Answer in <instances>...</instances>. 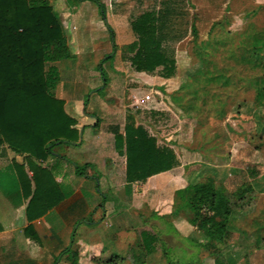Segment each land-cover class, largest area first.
<instances>
[{"label":"crops","instance_id":"obj_1","mask_svg":"<svg viewBox=\"0 0 264 264\" xmlns=\"http://www.w3.org/2000/svg\"><path fill=\"white\" fill-rule=\"evenodd\" d=\"M99 1L104 6V16L92 0H49L70 41L96 48L103 57L108 54L104 57L107 61L99 64L104 84L103 89L92 90L91 101L84 105L75 94L77 83L72 86L63 80L67 72L76 77L80 64L68 58L56 62L60 78L53 92L76 120L73 127L79 132L78 141L55 144L43 159L29 158L27 153L15 152L0 143V264H83L102 254L108 255L104 264L119 260L128 264L144 260L152 263L159 238L153 228L134 226L140 222L142 211L173 203L174 192L194 183L195 175L212 176L228 188L229 177H237L243 161L247 162L248 154L242 153L238 144L241 140L231 120L232 105H226L223 117L206 121L188 114L179 120L174 133L165 135L152 132L153 126L160 129L157 123L138 120L141 112L131 99L136 88L127 80L135 69L130 62L128 68L122 62L115 66L121 50H110L111 43L123 47L136 41L130 20L132 7L126 0ZM254 97L255 94L246 99L247 107H255ZM129 116L135 126H143L156 138L157 147L175 152L177 166L144 180H127L125 144L119 152L115 133L124 135L122 129ZM31 164L49 171L45 182L54 195L46 203L59 195L64 197L41 215L29 217L27 208L35 190ZM76 165L84 166L81 174H77ZM249 169L251 172L252 166ZM246 182L248 189L252 184ZM103 197L105 202L98 207ZM90 217L100 222L98 226L80 228L79 222ZM172 223L183 238L198 241L203 237L183 217L172 218ZM229 230L232 234L230 227Z\"/></svg>","mask_w":264,"mask_h":264},{"label":"trees","instance_id":"obj_2","mask_svg":"<svg viewBox=\"0 0 264 264\" xmlns=\"http://www.w3.org/2000/svg\"><path fill=\"white\" fill-rule=\"evenodd\" d=\"M92 1L104 16L103 4ZM220 23L215 22L209 33ZM131 28L136 37L128 45L134 50L129 57L133 68L146 73L160 68L162 77H172L176 59L162 48L157 13L154 10L140 13L131 20ZM109 31L112 33L110 28ZM191 34L193 52L203 69L194 77L197 82L194 90L187 84L183 86L186 95H190L185 109L195 111L194 117L201 121L220 118L226 112V98L249 90L254 91L255 108L264 109V32L239 46L242 53L236 64L231 65L236 67L234 71L227 62L220 66L211 61L209 43L199 40L194 21ZM69 54V36L49 0H0V143H6L15 152L27 153L29 158L43 159L55 144L78 141L79 132L73 127L76 120L67 114L64 101L53 92L60 78L56 62ZM122 130L124 135L116 132L115 140L119 152L125 144L128 181L144 180L178 165L175 152L165 146L157 147L156 138L143 126H135L132 116ZM256 149L264 156V139ZM31 168L35 190L27 208L29 217L34 213L41 215L64 197L59 195L46 203L54 195L45 182L49 171L32 164ZM82 168L76 165L77 174L82 173ZM246 189L230 191L212 176H205L174 192L169 216L185 218L194 230L203 234L201 246L214 257V263L225 264L219 258L217 244L230 238V215L234 209L243 207L240 203ZM104 202L103 197L98 207ZM36 209L39 211L34 212ZM87 222L93 223L91 219Z\"/></svg>","mask_w":264,"mask_h":264},{"label":"rangeland","instance_id":"obj_3","mask_svg":"<svg viewBox=\"0 0 264 264\" xmlns=\"http://www.w3.org/2000/svg\"><path fill=\"white\" fill-rule=\"evenodd\" d=\"M126 3L132 7L130 20L147 10H154L157 13L162 48L165 52L175 55L176 70L170 78L162 77L160 68L151 73L135 70V73L131 72L127 77L129 85H135L134 93L141 96L150 95V99L139 108L141 115L138 120L157 123L160 129L153 126L152 132H160L163 135L174 133L179 120L184 116L196 115L195 111L185 109L184 105L190 95H186L185 87L183 88L187 84V87L194 90L197 85L194 77L203 69L202 63L192 49L193 21L199 30V40L209 43L211 54L209 53L208 57L220 66H224L226 62L229 67L236 64L242 53L239 46L245 41L255 40L260 36V32H264L261 31L264 29V0H126ZM217 21L221 23L209 33ZM69 45L70 54L67 58L73 63L80 64L79 74L70 77L67 72L63 80L72 86L77 83L75 94H78V101H83L85 105L92 99L90 98L92 90L104 84L99 64L103 60L107 61L104 57L108 54L103 57L96 48L90 49L70 39ZM111 45V51L118 52L120 49L121 52L117 57L118 61L114 63L113 59H109V62H113L115 66L122 62L128 68L129 57L134 50H130L128 45L123 47L112 43ZM230 69L234 71L236 67ZM100 95L105 96V92L100 91ZM252 96L254 91L249 90L240 91L235 98H226L227 105H232L231 120L235 122L236 132L241 140L238 144L242 153L248 154L247 162L243 161L241 172L237 173V177H229L226 186L231 191H236L242 182L245 183L243 187L248 186L246 185L248 181L252 188L246 192L244 198L247 205L236 208L232 213L229 222L232 230L230 238L224 243L217 244L219 258L225 264H264V157L262 152L256 149L264 139V109L246 106V99ZM205 176L195 175L192 181L202 180ZM156 208L153 211L143 210L140 222L136 221L134 224L153 228L159 238L157 256L151 259L152 263L144 260L141 264H215L214 257L201 246L204 237L198 241L190 240L183 238L175 229L169 216L172 202L166 205L159 204ZM87 220L79 222L80 228L84 225L95 227L100 223L96 221L88 223ZM107 259L108 255L102 254L92 260L83 261V264H102ZM114 264L128 262L119 260Z\"/></svg>","mask_w":264,"mask_h":264},{"label":"built area","instance_id":"obj_4","mask_svg":"<svg viewBox=\"0 0 264 264\" xmlns=\"http://www.w3.org/2000/svg\"><path fill=\"white\" fill-rule=\"evenodd\" d=\"M132 104L135 108H142L145 104L150 99V95L146 94L144 96H141L139 94H132Z\"/></svg>","mask_w":264,"mask_h":264}]
</instances>
